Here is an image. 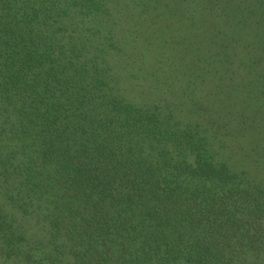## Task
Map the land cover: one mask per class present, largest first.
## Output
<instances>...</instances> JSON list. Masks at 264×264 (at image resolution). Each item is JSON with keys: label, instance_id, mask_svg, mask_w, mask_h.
<instances>
[{"label": "trees", "instance_id": "1", "mask_svg": "<svg viewBox=\"0 0 264 264\" xmlns=\"http://www.w3.org/2000/svg\"><path fill=\"white\" fill-rule=\"evenodd\" d=\"M0 264H264V0H0Z\"/></svg>", "mask_w": 264, "mask_h": 264}, {"label": "rangeland", "instance_id": "2", "mask_svg": "<svg viewBox=\"0 0 264 264\" xmlns=\"http://www.w3.org/2000/svg\"><path fill=\"white\" fill-rule=\"evenodd\" d=\"M149 21H151L150 19H148V21H147V25H149ZM157 34L159 35V33L157 32ZM178 46H180V44L178 45ZM196 46V45H195ZM259 175H260V173H259Z\"/></svg>", "mask_w": 264, "mask_h": 264}]
</instances>
